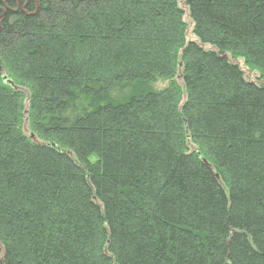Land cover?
Returning <instances> with one entry per match:
<instances>
[{"label":"trees","instance_id":"16d2710c","mask_svg":"<svg viewBox=\"0 0 264 264\" xmlns=\"http://www.w3.org/2000/svg\"><path fill=\"white\" fill-rule=\"evenodd\" d=\"M0 264H264V0H0Z\"/></svg>","mask_w":264,"mask_h":264}]
</instances>
